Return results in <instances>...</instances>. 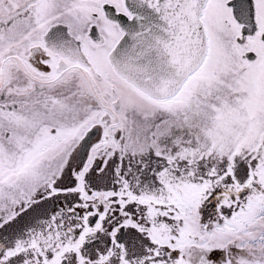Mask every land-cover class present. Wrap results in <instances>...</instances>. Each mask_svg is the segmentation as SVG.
Segmentation results:
<instances>
[{"label": "snow or ice", "instance_id": "snow-or-ice-1", "mask_svg": "<svg viewBox=\"0 0 264 264\" xmlns=\"http://www.w3.org/2000/svg\"><path fill=\"white\" fill-rule=\"evenodd\" d=\"M0 264H264V0H0Z\"/></svg>", "mask_w": 264, "mask_h": 264}]
</instances>
